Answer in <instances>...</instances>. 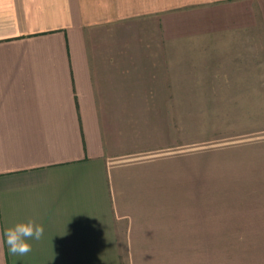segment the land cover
I'll use <instances>...</instances> for the list:
<instances>
[{"label": "crops", "instance_id": "obj_1", "mask_svg": "<svg viewBox=\"0 0 264 264\" xmlns=\"http://www.w3.org/2000/svg\"><path fill=\"white\" fill-rule=\"evenodd\" d=\"M254 78L264 0H0V264H207Z\"/></svg>", "mask_w": 264, "mask_h": 264}, {"label": "rangeland", "instance_id": "obj_2", "mask_svg": "<svg viewBox=\"0 0 264 264\" xmlns=\"http://www.w3.org/2000/svg\"><path fill=\"white\" fill-rule=\"evenodd\" d=\"M253 89L257 93H254L255 102L247 110L251 118L239 121L251 127V132L247 134L253 135V141L246 144V150L239 148L236 159L232 161L233 166L239 169L252 167L258 171L252 172V175L243 174L238 183L239 189L235 191L240 199L253 198L250 199L253 205L250 202L248 207L234 206L233 216L223 214L222 222H207V264H214L217 259L221 264H264V221L257 220L258 213L261 209L264 210V206L258 204L264 202V78H254ZM250 100L253 101V98ZM254 202H257L258 206ZM209 212L207 207V215ZM236 213L239 218L252 217L253 220L227 219L236 217ZM213 234L219 236H210Z\"/></svg>", "mask_w": 264, "mask_h": 264}, {"label": "clouds", "instance_id": "obj_3", "mask_svg": "<svg viewBox=\"0 0 264 264\" xmlns=\"http://www.w3.org/2000/svg\"><path fill=\"white\" fill-rule=\"evenodd\" d=\"M44 235V227L33 218L17 222L5 227L2 238L12 256L23 257L32 251L31 240L40 241Z\"/></svg>", "mask_w": 264, "mask_h": 264}]
</instances>
